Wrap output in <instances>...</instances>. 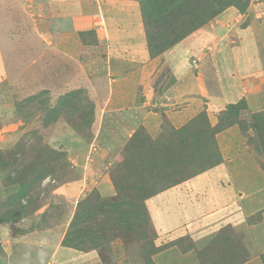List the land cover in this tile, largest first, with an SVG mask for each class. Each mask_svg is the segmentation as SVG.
Segmentation results:
<instances>
[{
	"label": "rangeland",
	"instance_id": "1",
	"mask_svg": "<svg viewBox=\"0 0 264 264\" xmlns=\"http://www.w3.org/2000/svg\"><path fill=\"white\" fill-rule=\"evenodd\" d=\"M13 2V4L10 3L9 9L14 15L18 14L17 20L15 17L11 22H5V10L0 8V46L5 54V58L10 59L6 60V74L3 73L0 75V151L7 161L11 160L7 153L14 152L13 154H17L15 159H20L18 161L19 164H26L31 160L30 155H33V153L28 151L31 150L34 144L38 145V137L42 139V143L55 148H59V145H63V148L69 153L68 162L74 168V170L71 169L70 171L71 177L64 181V184L61 183L60 176L53 178L48 177L46 181L41 184L39 190L38 185L36 186L34 194L37 197L39 191L40 199L45 202L43 207L46 210L52 206L56 208L60 207L59 209L65 208L63 210L65 212L62 215L69 218L72 214L71 210L77 201L83 200L91 191L97 190L96 187L101 181L102 176H104L102 172H108L109 169L116 164V161L121 159L120 153L122 147L127 141L130 131L132 132V130H134V125H129L128 127L127 123L129 120L124 117L117 118L113 115L100 117L99 120L95 121V126H93L94 134H92L95 137L90 144L82 140L81 137L68 128L67 124H65V120H60L57 124L51 125L50 127L44 126V111H42L41 107L38 105V94L47 91L48 95L46 98L50 100L51 104L54 103L56 98L60 95L77 87L74 78L75 73L79 72L76 65L73 64L72 58H70V55L67 53L72 50L67 51V48H57V50H55L53 45L54 39H47L45 34L43 36L44 38H42V33L46 30V17L48 16L47 14L51 6L38 0V6L32 7V4L27 6L22 5V9L20 10V6L16 7V1ZM231 13H235L236 16H233ZM225 16L227 17L225 18ZM137 17L141 20L140 14ZM17 25L19 26L18 30L16 29ZM102 27L104 28L105 26ZM207 28H212L213 30L210 31ZM203 29L204 35H202V37L196 33L193 40H186L188 49L182 48L181 45H179L174 49L178 51L170 50L172 53L175 52L174 54L167 52L160 58H156L157 61L154 64L156 67V78L149 86V88L152 86V88L155 89L154 94L152 95L150 92H147L142 104L138 105L137 101V104L134 103L136 104L137 109H135L138 110L139 116H142L140 113H142L143 110L146 111V115L143 116V119L146 120V124L151 125L156 122V125L152 129L158 128L162 123L163 118L161 115H165L171 123L170 120H174L172 116L177 114L176 112L188 108L186 107L188 104L183 101L181 102L180 100L182 99H180L179 96L180 91L181 98L182 94L185 92L182 93L180 88L179 92L176 89L177 94L169 92L174 88V82H176L177 79V72L170 65L176 64L178 61L177 59H183L182 62L186 61L190 67L193 68V72H201V79L206 81V88H203V90H205V92L203 91L204 96L199 95L200 97L196 100L195 104L191 102L192 108H189L188 113L194 115L190 119H187L191 120L201 111L205 110L213 125L216 124L217 115L222 110V101L226 100L225 104L232 103L230 100L228 101L227 94L222 95L219 99L217 98L219 101L210 99L211 96L219 95L221 84V86L225 85L222 82V77L220 78L221 74L219 69L221 68V64H228L230 57L233 62L236 60L245 63L247 56H252L255 65L264 67V0H251L248 10L244 14L231 8L226 14L216 18L214 22ZM11 30L13 35L10 34ZM115 39H117L116 36ZM112 40L114 39L112 38ZM117 40L120 39L118 38ZM186 44H183V47H185ZM90 46L96 47L98 44ZM104 46L105 45H101L99 48L91 47L86 52V56L91 58V61L88 64H84L85 73H87V79H91L92 83V78H94V80L102 79L100 68L92 62L95 58L100 56L103 57L106 54ZM228 47L229 51L225 49L223 52L219 53L221 49ZM245 47L246 49H244ZM197 48L201 51L196 52ZM59 50H64L67 54H63ZM135 50L136 53L134 54L138 55L140 52H138L137 49ZM187 50L190 52V55L186 57L184 54ZM129 51L131 50L129 49ZM71 54H74V52L72 51ZM125 54H127L125 58L129 57V59H131L130 52H126L125 50ZM78 55H81V58H83L81 52H79ZM147 55L143 58L141 57V60L148 62L147 59L149 55L148 57ZM149 60L152 61L153 59L149 58ZM216 61H218L219 69L212 71L215 65L213 63ZM229 69L227 72L231 74V71L234 69ZM116 79L120 81L118 78ZM215 79L216 82H214ZM227 80L230 81V79ZM105 87H108V85ZM36 96L37 99L33 100L32 98ZM160 96L164 98L160 99ZM228 97L233 96L229 95ZM259 97L261 102L260 100L255 101L252 97L250 98L249 112L253 113L260 110L262 106L264 107V92ZM202 98L206 99L202 100ZM163 99L165 100L163 103L165 105H159L157 101H162ZM230 99L234 100V98ZM98 103H100V105H103L102 103L107 104V100ZM146 104L148 109L145 107ZM166 110L170 113L169 117L166 112H164ZM132 112H134V110H132ZM188 113L187 117L189 116ZM125 122H127L126 131L123 129ZM226 136L228 137L223 138L221 141L224 145L220 147L222 156L225 155L226 157L223 163L217 166V168L215 167L214 170L207 171L195 177L194 179L197 178L196 181L190 182L191 179L188 182L189 184L186 182L184 183V187H179L182 189L186 188L192 193L190 197L191 200L184 209L186 211H184L186 217L181 216L184 215L181 214L179 220L182 222V225L190 226L188 229L191 230L192 234H190V236L193 239H196L197 242L205 241V243H202L199 247L195 246V250L191 251L194 255L196 254L192 256L193 259L185 255V253H182L180 255L181 257L177 255L176 258L170 255L158 257L160 253H162L158 252L152 257L153 264H201L197 253L199 250L205 248L217 236L222 228L230 226L236 234L245 233V231L242 230L243 226H239L242 221L241 218H248L247 221L251 218L259 222L255 224L257 226L259 225V227L255 229L257 231H254V229L250 230V237L252 239L247 240V238H245L244 241L250 256L257 259L250 264H264V260L262 261L264 257V180L260 179L255 182L251 179L255 172H248L258 169L256 163L257 159L255 160L257 155L254 151L249 149L246 141L240 138V140L237 141L236 149H233V151L239 155L234 158L232 156L229 157L228 154L230 150H228V143L234 142L233 144H235L236 141L233 135L226 134ZM74 143L75 146H73ZM70 145H72V147ZM238 145L242 148L240 149ZM21 150H24L25 155L22 156L19 153ZM11 162H13V159ZM107 165L109 167H107L108 170L106 168ZM8 171L0 172V207L3 201L7 197L13 195L17 189L16 186H7L6 172ZM74 171L76 173H74ZM243 172H248L247 178L249 179L245 178V176L244 179H239L242 177L241 174ZM213 175H216L215 178L217 179H215ZM73 177L76 179L74 180ZM211 182L217 186L216 188H219L218 192L216 188L215 191L211 188L209 189ZM206 190H209V197L208 202L206 201V203H204V200L200 196H202ZM176 198L179 200L178 197ZM223 200L230 201L229 204L234 202L236 207L234 210L236 217L234 219H232L234 216L231 219H227L223 216L217 218L216 215H212L211 217V214L217 211L215 209L213 210L214 207L222 208L220 204ZM33 204H38V197L36 200L34 198ZM44 208H42V210L40 208L41 211L39 210V213L38 210L35 211L34 214L21 220L22 222L20 221L12 224L10 228L11 231L13 230L12 236L19 239L22 236L21 232L30 230L29 225L32 222L36 224L34 229L38 228V225L40 226L42 221V219H39V216L44 214ZM239 208H241L243 212L246 211V215H242L241 217L238 211ZM221 212L224 213L225 210H221ZM1 214L2 212L0 209V217ZM202 221L204 222L203 224ZM65 228L66 227L63 226L55 228L53 233H55V236H57V233L60 236L63 234ZM204 228L206 229V233ZM18 243L20 242L18 241ZM18 243H15L12 249V251L15 252V250L19 248V253L13 252L17 264H46L49 252L42 240L30 241L28 245H18ZM176 248L178 249L176 250L177 254L181 249L178 247ZM108 250L103 260L104 262L100 260L101 264H146L142 256L139 255L138 250L132 251L130 247L124 245L123 241H114L109 246ZM2 255L5 256V254ZM250 261L251 260H248L244 264ZM207 264L212 263L207 262Z\"/></svg>",
	"mask_w": 264,
	"mask_h": 264
},
{
	"label": "trees",
	"instance_id": "2",
	"mask_svg": "<svg viewBox=\"0 0 264 264\" xmlns=\"http://www.w3.org/2000/svg\"><path fill=\"white\" fill-rule=\"evenodd\" d=\"M127 1H134L139 6L150 59L160 58L231 8L246 13L251 3V0ZM79 37L85 45L98 44L95 31L80 32ZM47 95V91L38 94V105L44 111V126L65 120L68 128L90 144L95 137L96 102L87 90L81 87L67 91L52 104ZM32 99L36 100L37 96ZM247 112V102L241 99L225 105L217 115L215 125L203 110L179 129L161 115L160 132L155 138L145 127H138L124 143L121 159L108 171L115 195L102 197L93 190L78 201L61 245L85 253L96 251L104 262L109 246L120 240L132 251L138 250L146 264H153L152 257L158 252L173 247H178L182 253L195 250L189 237L156 246L158 236L147 202L222 164L217 136L233 127L239 129L249 149L256 153L257 163L264 171V110ZM59 146L44 144L38 137V145L34 144L28 151L33 155L26 164H19L20 159H15L17 154L14 152L7 153L13 162L7 161L0 151V172L12 169L6 172L7 186L17 187L16 192L1 204L0 225L18 223L42 208L45 202L40 199L39 191L38 204H33L34 198L37 199L34 190L37 185L39 190L48 177L60 176L62 184L71 177L70 171L74 168L68 162L69 153L63 145ZM19 153L25 155L24 150ZM59 208H48L38 226L43 227L46 216L54 210L59 215L65 212V208ZM258 223L251 218L248 221L249 225ZM245 237L244 233L236 234L230 226L222 228L197 253L200 263L244 264L251 258ZM2 252L0 243V256Z\"/></svg>",
	"mask_w": 264,
	"mask_h": 264
},
{
	"label": "crops",
	"instance_id": "3",
	"mask_svg": "<svg viewBox=\"0 0 264 264\" xmlns=\"http://www.w3.org/2000/svg\"><path fill=\"white\" fill-rule=\"evenodd\" d=\"M13 1H16L17 3L16 7L20 6V10L22 9L21 7L22 5L27 6V5L32 4V7L38 6V0H13ZM13 1L12 0H0V8H3L5 10V17H4L5 22H11L12 19H14L15 17H16V20L18 19V14L14 15L12 11H10L9 9V5L10 3L13 4L14 3ZM41 2L51 6L50 7L51 9L47 14L48 16L46 17V23H47L46 30L43 31L42 38H44L43 36L45 34L47 39L48 38L54 39L53 45H54L55 50H57V48L59 49L67 48V51L72 50L74 52V54H71L72 51L67 52V53L70 55V58H72V62L74 65H76L77 70L79 72V73H75V78H74V81L77 83V87L72 88L68 91H72L73 89L75 90L80 89L81 87L88 90L89 95L96 102V120H99L100 117H104V116L106 117V115L107 116L113 115V116H116L117 118L118 117L128 118L129 121L128 123L125 122V124L123 125V129L125 130L127 128L126 127L127 125L128 127L129 125L130 126L134 125L133 126L134 130H132V132L130 131L128 138H130L132 134L135 132V130L140 126L145 127V129L148 131V133L153 138L157 137L160 132V127L162 123L159 125L158 128L152 129L156 125V122L152 123L151 125L146 124L145 123L146 120L143 119V116L146 115L145 114L146 111L143 110V112L140 113L142 114V116H139V112H137L138 110H136L137 109L136 104L138 103V105H140L144 102L145 100L144 96L147 92H150V94L152 95L154 94L155 89H153L152 86L149 88V86L153 83L152 81L155 80L156 78L155 77L156 67L154 66V64L157 61L156 59H153L152 61H150L149 58L147 59L148 62L141 60V57L143 58L145 55H147L148 52L146 49V41H145V34H144L142 21L139 19V17H137L140 14L138 4L134 1H127V0H105V1H101V0H41ZM227 11H230V9ZM226 12L224 14H226ZM224 14L220 15L219 17H222ZM231 14L233 16H236L235 13L234 14L231 13ZM226 17L227 16H225V18ZM9 25H12V24H9ZM18 25L16 27L17 30L19 29ZM102 26H105V27L103 28ZM207 29L210 31L213 30L212 28H207ZM90 31H95L96 33V37L98 41V46L96 47L90 46V44L85 45L82 42L81 38L79 37L80 32H90ZM197 33L198 35H201V37L202 35H204L202 30L198 31ZM10 34L13 35L12 30ZM194 35L188 38L187 40L189 39L193 40L196 36ZM115 36L117 39L119 38L120 40L115 39ZM112 38L114 40H112ZM183 44L184 45L186 44V40L180 45L182 48L188 49L187 44L185 47H183ZM101 45L102 46L105 45L104 48H105L106 54L103 57L100 56L98 58H95L92 63H94L100 68L102 79L94 80V78H92L93 79V83H92L91 79L89 80L87 79L88 78L86 76L87 73H85L84 64H88L91 61V58H88L86 56L87 55L86 52L91 47L99 48V46ZM129 49L131 51H129ZM135 49H137L138 52H140L138 55L134 54L136 53ZM174 49H172L171 51H173ZM225 49L229 51V47H228V48L221 49L219 53L223 52ZM244 49H246V47ZM125 50L126 52H130L131 59H129V57L125 58L127 57V54H125ZM196 50H197L196 52L201 51L199 48H197ZM59 51H61L63 54H67L66 51L64 50H59ZM171 51H169V53H172ZM174 51H178V50H174ZM79 52H81L83 58H81V55H78ZM184 55L187 57L188 55H190V52H188L187 50V52ZM253 59L254 58L252 56H247V60H245V63H241L240 61H236V60L233 62L232 58L230 57V61H228V64L227 63L221 64V68H220L221 70L219 69L218 61H216L215 63L212 62L213 64H215L214 65L215 68L213 67L212 71L219 69V72L221 74L220 78L222 77V82L225 85L221 86L222 85L221 84L219 95L211 96L210 99L211 100L216 99L217 101H219L218 100L219 97L221 98V96L224 94H227L228 96L229 95L233 96V97L227 96L228 101L230 100L232 103H237L241 99H245L247 102V106H248L247 113L251 114V112H249L250 98L252 97L255 99V101L260 100L261 102V99L259 96L262 95V93L264 92V67H261V66L259 67L255 65V62L253 61ZM6 60H10V59L5 58V54L3 53L1 46H0V67H1L0 75H2L3 73L6 74L7 72L6 71V64H7ZM177 60L178 61L176 64L170 65L177 72V79H176V82H174V88L169 92L173 94L175 93L177 94L176 89L179 92V88L180 90H182V93L185 92L182 94V98H181V91H180L179 96H180V99H182L180 100L181 102L183 101L184 103L186 102L188 104L186 106L188 108L180 110L176 112L177 114L172 116L174 117V120L172 119L170 121H171V124L176 129L181 128L186 123H188V121H190L187 118L190 119L194 115V114L192 115V113H188L189 108H192L191 102H194L195 104L196 100L200 97L199 95L204 96L205 90H203V88H206L205 87L206 81L202 80L200 77L202 74L201 72H198V73L193 72V68L190 67V65L186 61L182 62L183 59L181 60L180 58ZM137 62H140V63H137ZM131 63L134 65H132ZM206 67L208 68L207 65ZM229 68L234 69L231 71V74L227 72ZM115 77L118 78L120 81H117ZM112 78H115V79H112ZM216 79L214 82H216ZM227 79H230V81H228ZM107 85L108 87H105ZM159 98L162 99L164 97L160 96ZM230 98H234V100L233 99L231 100ZM203 99H206V98H202V100ZM104 100H107V104L102 103L103 105H100V103H98L100 101L104 102ZM164 102H165L164 99L162 101L160 100L157 101V103L159 105L161 104L162 106L165 105L163 104ZM222 102L223 104L221 108L227 105L225 104L226 100H223ZM145 107L146 109H148L147 104ZM132 110H134V112H132ZM263 110H264V107L262 106L260 110L253 112V113H257ZM164 112H166L167 116L169 117L170 115L169 111L166 110ZM187 113L189 114L188 117H187ZM226 134L233 135L236 141L235 144H233L234 142L228 143V147H229L228 150H230L228 155L229 157L232 156L234 158L238 156L239 154L235 153L233 149H236L237 141H239L240 138L241 139H244V138L240 134V131L237 127L228 129L217 136L219 147L224 145V143H221V141L223 140V138L228 137L226 136ZM70 146L72 147V145ZM73 146H75V143L73 144ZM239 148L241 149L242 147L239 146ZM225 159L226 157L224 155L223 161ZM257 166H258V169L256 168L257 170L254 171L250 169L252 171H248L249 173L255 172L251 178L255 182L259 181L260 179L264 180V171L259 167L258 163H257ZM107 167L108 165L106 166V168ZM211 170H214V168ZM248 172H243L241 174L242 177H240L239 179H244V176L245 178H247ZM102 175L104 176H102V179L99 182L96 189L98 190V192L100 193L102 197H110V196L115 195V190L110 181L108 172L106 173L102 172ZM215 177L216 175L214 176V178ZM196 179H192L190 182L196 181ZM188 182L189 181H187V183ZM210 185H209V189L211 188L213 191L217 189V192L219 191V188H216L217 186L214 185V183L211 182ZM179 187H184V183L157 195L156 197L150 199L147 202L148 211H149L153 226L158 235L157 240H156V245L158 247L174 242V241H178L179 239L183 237L191 238L194 245L198 247L201 246L202 243H205V241L197 242L196 239H193L190 236L192 232L190 229H188V227L190 226L182 225V222H180L179 220L180 219L179 216L181 214H184V211H185L184 209L188 206V203L191 200L190 197L192 196L191 191H189L186 188L182 189ZM208 194H209V190H206L202 194V196H200L204 200V203H206V201L208 202V197H209ZM176 197H178L179 200ZM229 202L230 201L228 200H223V202L220 204L222 205L221 209L220 207L218 208L214 207L213 210L215 209L217 211L214 214H211V217L212 215L214 216L216 215L217 218H220L221 216H223L227 219H231L234 216L232 218L234 219L236 217L234 213L235 212L234 210L236 209V207H235L234 202H231L230 204ZM75 206L72 208L71 210L72 214L69 218L63 216L62 214L64 213H62L61 215L55 213L57 211L54 210V213H51L48 216H46L45 224L42 225L43 227L40 228L38 226V228L34 229L36 227V224L32 222L29 225L30 230L28 231L24 230L23 232H21L22 236L19 239L14 238L12 236L13 230L11 231L10 229L12 224L4 225V226L0 225V243L3 249L2 254H5V256L1 255L0 263L17 264L14 253L16 252L19 253V248L18 250H15V252L12 251V249L14 248L13 245L15 243L17 244L18 241L20 242L18 243V245L19 244L28 245L30 241L42 240L44 245L47 246V251L49 252V257L47 258L46 264H101L99 255L97 254L96 251H90L88 253H85V252H80V251H77L71 248H66L61 245L63 238L68 230L69 223L71 222V219L75 212ZM39 210H38V213L41 211ZM221 210L222 211L225 210V212L223 213L221 212ZM46 211L47 210L44 208V213ZM238 211L240 212L241 217L242 215H246V211L243 212L241 208H239ZM42 215L39 216L40 220L42 219ZM181 216L186 217V214L181 215ZM247 219L241 218L242 221L239 224V226L241 227L243 226L242 230L245 231L244 233L246 236L245 238H247V240L248 239L251 240L252 238L250 237V230L254 229V231H257L255 229L259 227V225L258 226L249 225ZM203 223L204 222L202 221V224ZM60 226H63L66 228L64 229V232L62 235L59 236V234L57 233V236H58L57 237L55 236V233H53V231H55L54 230L55 228H59ZM204 231L206 233L205 228H204ZM176 250H178L176 247L170 248L160 253L158 257L163 256V255L174 256V258H176L177 255L178 257H181L180 255L182 254V252L179 251V253L176 254L177 252ZM189 252L185 253V255H187L188 257H192L196 255V254L194 255L193 253H191V251ZM250 260L251 261L246 264H250L254 260H257V259L255 257H251ZM169 264H173V263H169Z\"/></svg>",
	"mask_w": 264,
	"mask_h": 264
}]
</instances>
